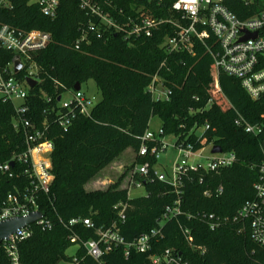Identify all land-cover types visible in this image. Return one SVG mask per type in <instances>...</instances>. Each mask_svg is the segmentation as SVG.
<instances>
[{"label": "trees", "instance_id": "trees-1", "mask_svg": "<svg viewBox=\"0 0 264 264\" xmlns=\"http://www.w3.org/2000/svg\"><path fill=\"white\" fill-rule=\"evenodd\" d=\"M0 5V22L22 30L49 32V45L35 55L39 65V84L31 90L30 101L43 121L42 111L56 106L58 96L93 80L102 99L93 109L91 117H79L68 131L53 128L50 137L55 149L52 153L54 181L48 194L40 196V208L52 222L51 229L43 230L33 225V235L19 243L23 264H59L73 262L67 254L75 245L69 239V230L61 220L68 222L75 217L91 218L96 228L110 227L117 219L115 205L128 201L127 220L120 224L127 241L157 226L168 204L175 200L171 185L158 179L145 183L146 195L128 200L123 188L126 172L106 189L87 190L86 186L99 173L113 163L124 151L131 148L137 153L141 138L150 129L154 117L161 121L164 136H177L195 143L191 131L209 125L204 137L214 141L225 151L237 154L238 161L219 174L193 173V180H186L183 209L186 212L207 210L221 215H233L247 200L254 196L253 184L258 178V165L264 156V131L252 134L238 127V113L251 124L264 125V95L253 100L240 82L225 74H217L212 56L201 44L196 54L169 53L163 47L165 36L172 29L165 24L162 31L130 46L121 35L110 34L100 39L89 34L90 41L80 49L75 43L82 36V26L87 23L86 13L77 1L61 0L58 15L51 19L42 14L38 4L30 0H6ZM140 0H113L114 10L131 11ZM230 7L246 17L242 2H231ZM164 13V14H162ZM166 11L161 12L163 16ZM10 61L13 54L5 53ZM159 74L172 90L169 100H156L149 86L154 75ZM52 98L48 103L47 99ZM212 99V103L210 100ZM238 112V113H237ZM14 109L12 103L0 101V162L11 158L22 148V137L11 127ZM50 121H52L50 119ZM144 162L145 159H141ZM154 164L155 159L151 160ZM128 169V168H126ZM19 178L7 179L0 185V201ZM21 181H26L20 178ZM222 184L220 197L207 198L204 191ZM193 228L195 242L207 248L205 254L191 251L180 237L178 222L172 220L165 226L163 247L181 246L191 264H264V249L250 236L249 228L238 231V226L228 224L218 231H211L200 221H187ZM75 231L83 240L96 238L94 229L82 225ZM79 264H98L86 256L83 247L75 255ZM105 264H147V256L133 253L129 260L121 248L104 257ZM0 264H11L0 245Z\"/></svg>", "mask_w": 264, "mask_h": 264}, {"label": "built area", "instance_id": "built-area-1", "mask_svg": "<svg viewBox=\"0 0 264 264\" xmlns=\"http://www.w3.org/2000/svg\"><path fill=\"white\" fill-rule=\"evenodd\" d=\"M74 1L78 2L88 18L81 28V38L75 43L76 49H80L83 42L90 41L89 34L100 39H106L110 34L121 35L132 46L140 39L153 37L167 24L172 29V34L168 33L162 44L167 52L184 51L195 55L199 43L212 56L218 75L225 73L237 79L253 100L264 95V0H140L141 4L132 5L130 12L114 10L113 0ZM231 2H242L246 7V17H239L230 7ZM30 4H38L44 16L54 19L58 15L61 0H30ZM0 5L8 6V3L0 0ZM163 11H166V16L160 14ZM51 40L49 32L22 30L0 22V101L12 103L14 116L11 127L22 137V148L7 161L0 162V185L7 179L19 178L0 201V221L28 216L35 211L43 213V217L35 223L18 229L0 243L11 264H23L19 243L33 235V225L43 230L51 229L53 225L40 208V196L50 192L54 181L52 153L55 145L50 137L53 128L68 131L77 118L91 117L98 104L95 97L82 90V86L79 91L72 88L58 96L56 106L42 111L43 121L37 119L30 101L31 90L40 82V68L35 55L45 49ZM7 52L13 54L10 61L3 58ZM16 56L20 57L22 65L18 72L14 63ZM27 77L37 80V85L30 87ZM149 90L156 100H169L172 94L159 74L153 76ZM65 95L70 98L65 99ZM47 102L51 103L52 98H48ZM235 123L255 135L264 131L263 124H251L240 113ZM209 127L208 124L196 126L191 131V135L197 138L196 143L202 145L200 148L177 136H174L175 141L171 145L168 144L161 127L157 132L147 130L141 138L135 160L125 169L123 188L127 190L130 200L147 194L145 183L148 180L158 179L173 187L175 200L166 206L156 227L127 241L120 224L127 220L129 205L128 201L120 202L114 207L118 219L107 228H96L91 218L75 217L68 222L61 220L69 230L70 241L78 248L83 247L86 256L98 264H105L104 257L119 248L123 250L126 260L137 253L147 256V264H191L181 246L161 245V241L166 238V224L176 220L185 246L201 254L207 252L205 246L196 244L193 228L182 223L180 217H183L187 221L205 223L211 231H218L230 223L237 225L240 232L248 226L251 239L264 249V156L257 166L258 178L253 184V198L247 200L233 215L207 210L186 212L183 209L185 181L193 180L191 174H200L202 183L206 174H219L238 161L233 151L223 149L222 152H212L213 147L219 144L214 141L207 143L204 135ZM169 146L174 149L176 157L170 172H167L158 166ZM207 147L211 150L209 156L205 157ZM141 159L145 161L141 162ZM152 159L156 160L154 164ZM20 178L26 181L23 183ZM135 189H144V192L132 196ZM223 193L224 186L220 184L207 188L204 196L220 197ZM78 225L94 229L96 238L83 240L75 231ZM72 263L79 264L80 260L75 256Z\"/></svg>", "mask_w": 264, "mask_h": 264}, {"label": "rangeland", "instance_id": "rangeland-1", "mask_svg": "<svg viewBox=\"0 0 264 264\" xmlns=\"http://www.w3.org/2000/svg\"><path fill=\"white\" fill-rule=\"evenodd\" d=\"M82 90L87 95L91 97H95L96 102H100V100L102 99V94L93 80L87 82L86 84H83ZM68 98H70V96L65 95V99ZM160 126H161L160 119L158 117H154L151 122L150 130L153 132H157L160 129ZM165 140L168 144L171 145L175 141V137L173 135H170L167 136ZM210 150L211 149L207 147L206 151L204 152L205 157L209 156ZM175 157H176V153L174 149H172L169 146V149L166 150L161 156L160 165L158 166L159 169L170 172ZM204 159L203 160L201 159V161L204 162L205 161ZM134 160H135L134 151L131 148L127 149L113 163H111L108 167H106L103 171H101L99 175L90 183V185L86 186V189L87 190L106 189L111 183L117 182L120 179L122 174L126 172L125 170L126 167L132 164ZM122 184L124 185V181ZM143 192L144 189H135L132 191V196H137ZM77 250H78V246L75 244L68 249L67 254L70 257H75ZM59 264H73V263L62 261Z\"/></svg>", "mask_w": 264, "mask_h": 264}, {"label": "water", "instance_id": "water-1", "mask_svg": "<svg viewBox=\"0 0 264 264\" xmlns=\"http://www.w3.org/2000/svg\"><path fill=\"white\" fill-rule=\"evenodd\" d=\"M257 33H255V36ZM15 63V70L18 72L22 65L20 62V57L16 56L14 58ZM27 82L30 85V87H35L37 85V80L27 77ZM74 89L76 91L81 90V84L76 83L74 85ZM223 148L220 145H216L213 147L212 152H222ZM14 163H12L13 165ZM43 217V213L41 211H35L31 213L28 216H21V217H14L7 220L0 221V243H2L4 240L8 239V237L15 233L18 229H21L23 227L29 226L33 223H35L37 220Z\"/></svg>", "mask_w": 264, "mask_h": 264}, {"label": "crops", "instance_id": "crops-1", "mask_svg": "<svg viewBox=\"0 0 264 264\" xmlns=\"http://www.w3.org/2000/svg\"><path fill=\"white\" fill-rule=\"evenodd\" d=\"M102 171H103V170H102ZM91 182H92V181H91ZM91 182H90V183H91ZM90 183H89L88 185H90ZM92 190H95V189H92Z\"/></svg>", "mask_w": 264, "mask_h": 264}]
</instances>
